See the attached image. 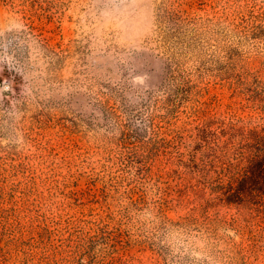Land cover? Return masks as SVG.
<instances>
[{
	"label": "rangeland",
	"instance_id": "obj_1",
	"mask_svg": "<svg viewBox=\"0 0 264 264\" xmlns=\"http://www.w3.org/2000/svg\"><path fill=\"white\" fill-rule=\"evenodd\" d=\"M205 125L264 134V0H0V264H264Z\"/></svg>",
	"mask_w": 264,
	"mask_h": 264
},
{
	"label": "trees",
	"instance_id": "obj_2",
	"mask_svg": "<svg viewBox=\"0 0 264 264\" xmlns=\"http://www.w3.org/2000/svg\"><path fill=\"white\" fill-rule=\"evenodd\" d=\"M226 136L227 146L232 139L239 137L236 152L240 155L238 164H227L229 177L226 182L214 179L213 189L219 192L218 202L227 205H236L245 209L250 218L264 216V134L255 129H241L235 125L223 128L220 132L213 131L208 125L198 128L199 142L196 150L207 148L208 153L202 159H212L216 155V148L210 143ZM191 165L198 168L199 162L193 154ZM213 161V160H212Z\"/></svg>",
	"mask_w": 264,
	"mask_h": 264
}]
</instances>
